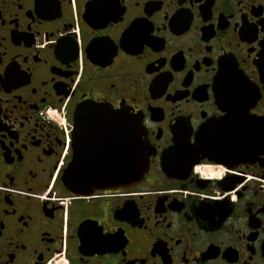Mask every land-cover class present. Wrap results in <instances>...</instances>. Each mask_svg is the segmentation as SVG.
<instances>
[{
  "label": "flooded vegetation",
  "instance_id": "af4514ba",
  "mask_svg": "<svg viewBox=\"0 0 264 264\" xmlns=\"http://www.w3.org/2000/svg\"><path fill=\"white\" fill-rule=\"evenodd\" d=\"M0 264H264V0H0Z\"/></svg>",
  "mask_w": 264,
  "mask_h": 264
},
{
  "label": "water",
  "instance_id": "95a60500",
  "mask_svg": "<svg viewBox=\"0 0 264 264\" xmlns=\"http://www.w3.org/2000/svg\"><path fill=\"white\" fill-rule=\"evenodd\" d=\"M221 93L222 96L219 97L218 100L220 106L222 108L227 109L226 110L227 114L231 118L232 117L235 118L237 116H241L243 118L245 115L244 112L240 113L239 111L233 109L235 107L243 105L242 103L244 101L243 100L240 101L242 97L238 96L235 92L228 93L223 88ZM229 98H231L230 103H228ZM239 128L242 131V147H246V146L250 147V145L253 144L252 142H248V144L245 145L246 140L250 139V136L247 137L245 135V132L248 131L247 129L249 127L246 126L244 119H242L241 126ZM134 130H135V126L133 125V120L131 118L130 132L133 133ZM132 138L133 136L131 135V139ZM252 139H255V137ZM258 139H259V135H258ZM130 147L132 151L133 148L138 147V145H136L134 141H131ZM139 147H140V153L139 154L137 153L136 156L131 155L129 161L130 168H129L128 176L124 178L112 176V169L110 168L96 170L99 175L92 178L73 177L72 174L76 171V164L75 162H72L70 164L69 170L62 177V183L65 189L73 195H82V194L90 193L91 191H93V189L96 188L134 186L135 184L139 183L143 179L144 175L147 173L149 167V157L153 154L148 144L145 145V149L143 148V144H140ZM186 149H187L186 147H181V146L172 147L170 153L167 154L166 160H170L176 157L177 155H180L181 151H183L185 157H188L189 153H187ZM173 170L175 169L165 168V172L169 177H174V174H171L172 172H174Z\"/></svg>",
  "mask_w": 264,
  "mask_h": 264
},
{
  "label": "built area",
  "instance_id": "2783aa9c",
  "mask_svg": "<svg viewBox=\"0 0 264 264\" xmlns=\"http://www.w3.org/2000/svg\"><path fill=\"white\" fill-rule=\"evenodd\" d=\"M54 114V113H53ZM50 117L52 118V119H55V117H57V115H56V113H55V116H53L52 114H50Z\"/></svg>",
  "mask_w": 264,
  "mask_h": 264
},
{
  "label": "rangeland",
  "instance_id": "374dc122",
  "mask_svg": "<svg viewBox=\"0 0 264 264\" xmlns=\"http://www.w3.org/2000/svg\"><path fill=\"white\" fill-rule=\"evenodd\" d=\"M52 115H53V116H55V113H54V114H52ZM55 119H56V120H58V119H59V117L57 116V117H55Z\"/></svg>",
  "mask_w": 264,
  "mask_h": 264
}]
</instances>
